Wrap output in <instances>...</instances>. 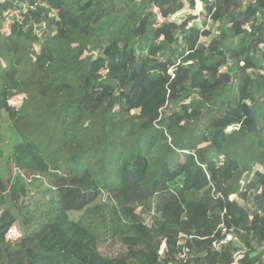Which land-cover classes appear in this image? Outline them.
I'll return each instance as SVG.
<instances>
[{
  "label": "trees",
  "instance_id": "trees-1",
  "mask_svg": "<svg viewBox=\"0 0 264 264\" xmlns=\"http://www.w3.org/2000/svg\"><path fill=\"white\" fill-rule=\"evenodd\" d=\"M5 114L0 264H264V0H0Z\"/></svg>",
  "mask_w": 264,
  "mask_h": 264
},
{
  "label": "rangeland",
  "instance_id": "rangeland-1",
  "mask_svg": "<svg viewBox=\"0 0 264 264\" xmlns=\"http://www.w3.org/2000/svg\"><path fill=\"white\" fill-rule=\"evenodd\" d=\"M200 11H201V5L199 3H197V5H196V7L194 9H186V11H182L179 14L178 18L182 19L183 17H187V15H189L188 12H191V14L195 16V15H198ZM192 22L193 21H190L189 24H192ZM11 102L13 104L19 106L21 104V102H22V96L20 95V96H16V97L12 98ZM0 136H1V140L3 142V147H4V150H5L4 158L1 161L2 173L4 175V178H10V177L15 176L18 173V170L13 165V163H11V162L8 163L9 156H10L11 151H12V147L15 144L16 140L18 139V136L15 133V131L13 130L12 122L9 119V117H7V114L4 115L2 128L0 130ZM37 185H39V183ZM26 187L29 188V190H31L32 192L36 191L35 190V186H33L31 183H27ZM19 234H20V228H19L18 224H16L11 229L8 238H9L10 241L13 242L19 237ZM118 244H119V242H117L116 244H113L112 241H106L105 243H103L101 245V248L105 252L112 253V251L115 250V248H118ZM235 254H236V252H234L233 256L236 259V255Z\"/></svg>",
  "mask_w": 264,
  "mask_h": 264
},
{
  "label": "water",
  "instance_id": "water-1",
  "mask_svg": "<svg viewBox=\"0 0 264 264\" xmlns=\"http://www.w3.org/2000/svg\"><path fill=\"white\" fill-rule=\"evenodd\" d=\"M242 108L244 114L246 115L242 122V125H245L248 131H252V132L257 131L258 127L255 122L254 113L252 112L249 103L244 102Z\"/></svg>",
  "mask_w": 264,
  "mask_h": 264
},
{
  "label": "built area",
  "instance_id": "built-area-1",
  "mask_svg": "<svg viewBox=\"0 0 264 264\" xmlns=\"http://www.w3.org/2000/svg\"><path fill=\"white\" fill-rule=\"evenodd\" d=\"M222 233L224 235L223 239L220 240V242L213 241L214 246H218L219 244H225L227 242H231V241L238 239V236L236 235V233L234 232L232 228H227V227L222 226ZM235 255H236V259H239L241 258L242 253L236 252Z\"/></svg>",
  "mask_w": 264,
  "mask_h": 264
}]
</instances>
